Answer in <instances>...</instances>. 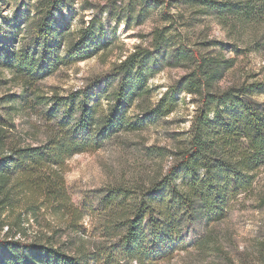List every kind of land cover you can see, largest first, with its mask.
<instances>
[{"label": "trees", "instance_id": "obj_1", "mask_svg": "<svg viewBox=\"0 0 264 264\" xmlns=\"http://www.w3.org/2000/svg\"><path fill=\"white\" fill-rule=\"evenodd\" d=\"M191 1L198 13L216 18L242 41L247 27L264 24V0ZM23 4L29 5L27 0ZM69 8V0H38L36 8L15 12L6 28L0 22V37L5 40L0 67L8 69L23 88L20 95L0 97V264L171 260L185 247L183 231L224 220L241 196L253 192L264 168V108L255 99L264 84L221 89L219 82L234 67V59L214 54L208 43L203 44L206 52L178 45L172 33L160 29L147 48H136L116 65L98 90L42 97L41 82L62 66L93 58L111 44L102 23L92 20L64 51L70 32L64 11ZM21 32L27 40L18 48L13 42ZM253 37L245 42L249 50L258 43L257 34ZM234 45L229 47L237 49ZM171 64L184 66L187 73L155 105L143 108L153 68ZM183 93L196 105L190 129L177 135L169 155L166 150H148L150 156L172 158L167 173L141 184L139 192L107 191L102 207L111 216L104 245L75 254L58 246L57 238L66 229L79 234L84 215L66 185L67 161L95 152L113 136L133 129L138 122L130 120V110H148L140 124L166 119L177 111L178 95ZM32 97L46 106L41 112L33 110L41 116L47 136L37 145L29 143L16 124ZM47 216L56 220L55 229ZM41 220L50 236L30 233L32 223Z\"/></svg>", "mask_w": 264, "mask_h": 264}, {"label": "rangeland", "instance_id": "obj_2", "mask_svg": "<svg viewBox=\"0 0 264 264\" xmlns=\"http://www.w3.org/2000/svg\"><path fill=\"white\" fill-rule=\"evenodd\" d=\"M1 1L0 12L3 18H0V22L4 27L13 20L15 12L26 10L29 6L36 8L38 2L27 0L29 5L25 7L23 0ZM69 2L70 8L64 11V15L68 20L70 32L63 50H68L75 43L79 30L88 27L92 20L102 23L111 44L108 49L93 58L62 66L56 74L41 82L39 95L42 97L52 98L57 95L64 98L79 90H98L116 65L136 48H147L152 41V34L160 29L172 33L178 45L206 52V46L203 44L208 43L213 46L214 54L223 53L227 59H234V67L219 82L221 89L244 83L264 84V24L247 27L242 41L216 18L198 13L191 0ZM256 34L258 43L249 50L245 42ZM26 40L27 34L21 32L13 45L20 48ZM3 44L5 40L0 37V46ZM233 44L238 46L237 49L229 47ZM186 73L187 70L182 65L154 67L149 80V96L141 101L143 108L155 105ZM22 90L14 75L8 69L0 67V97L5 94L20 95ZM178 97L180 103L177 111L166 119L140 124V121L143 122L142 113L148 110H130V120L138 122L133 129L113 136L95 152L78 154L67 161L66 185L72 201L84 210V215L79 222V234H75L72 229H66L60 238H57L58 246L68 250V253L75 254L78 250L88 251L92 247L104 245L107 242L104 230L111 216L102 207L107 191L120 189L139 192L141 184H150L156 177L167 173L172 158L150 156L148 150H166L169 155L179 139L177 135L190 129L196 110L194 99L184 93ZM255 99L264 108V89L256 94ZM103 105L106 108V105ZM45 108L46 106L37 103L36 98L32 97L29 105L23 107V110L28 111L16 118L18 131L34 145L44 142L47 136L45 129L42 130L41 116L33 110L41 112ZM46 218L52 222L55 229L56 220L51 216ZM32 224V235L52 234L51 231L47 232L42 220L38 225ZM182 238L185 247L177 250L171 260L158 264L264 262V168L257 176L253 192L248 196H241L231 206L224 220L187 228L183 231Z\"/></svg>", "mask_w": 264, "mask_h": 264}]
</instances>
